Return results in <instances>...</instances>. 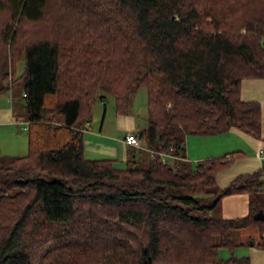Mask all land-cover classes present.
Returning a JSON list of instances; mask_svg holds the SVG:
<instances>
[{"label":"trees","instance_id":"trees-1","mask_svg":"<svg viewBox=\"0 0 264 264\" xmlns=\"http://www.w3.org/2000/svg\"><path fill=\"white\" fill-rule=\"evenodd\" d=\"M21 62L29 152L0 155V264H250L219 251L264 227L262 171L221 188L235 154L194 166L186 138L261 135L260 104L240 93L264 79V0H0V95ZM141 88L143 148L123 167L87 159L94 106L128 114ZM236 192L248 217L209 215Z\"/></svg>","mask_w":264,"mask_h":264},{"label":"crops","instance_id":"crops-1","mask_svg":"<svg viewBox=\"0 0 264 264\" xmlns=\"http://www.w3.org/2000/svg\"><path fill=\"white\" fill-rule=\"evenodd\" d=\"M240 97L246 101H255L260 104L261 110V135L256 138L246 132L241 131L238 128H232L229 132L209 135V136H196L189 135L186 138V155L187 158L192 160H204L224 158L225 156H231L235 154L234 158L221 165L216 172L215 179L216 183L221 188H226L233 183V180L238 177H247V175L261 172L264 174V154L260 153L264 151V79H251L245 78L242 81ZM110 97L104 99L103 102H98L92 110V120L89 122L87 127L84 129V144H85V157L87 159H112L116 161L115 165L123 167L126 165L130 151L134 146H130L125 142L126 137L132 132L140 133L144 131L146 120H139L138 109H131L128 114L116 113L115 101L113 104H108ZM100 104V105H99ZM101 107L99 110L98 108ZM19 121H10L12 126H15ZM10 125V126H11ZM18 126V125H17ZM27 130V128H25ZM19 134L11 131H0V138L14 136L19 137ZM216 136L215 142L212 145H208V152L202 151L197 152L193 148L196 146V139L192 141L190 137L203 138ZM209 140V139H208ZM199 141V140H198ZM211 142V141H210ZM209 142V143H210ZM194 144V146H192ZM202 141H199L198 150L203 148ZM211 147V148H210ZM194 158V159H193ZM260 199L264 201V185L261 187ZM251 197L249 192H236L231 195L224 196L217 210L219 213L215 218L220 219H239L248 217L251 210ZM261 205V204H260ZM261 206L255 207L256 214L264 209ZM255 214V215H256ZM263 226L260 224H254L249 226L246 231L241 229L239 235L243 238L244 233L249 234V238H253L256 232L260 238L264 235ZM256 228V230H255ZM256 244V240L253 245ZM237 246H246L244 242H241ZM236 247L232 249L221 248L219 253L222 258H230L231 256L237 257H248L250 264H264V247H252L247 251L246 255H238L234 253ZM238 247V248H240ZM228 250V251H227ZM228 253V255L226 253Z\"/></svg>","mask_w":264,"mask_h":264},{"label":"rangeland","instance_id":"rangeland-1","mask_svg":"<svg viewBox=\"0 0 264 264\" xmlns=\"http://www.w3.org/2000/svg\"><path fill=\"white\" fill-rule=\"evenodd\" d=\"M24 72V63H18L16 67V81L13 79L11 80V86L9 92H3L2 95H0V131H11L15 132L16 134H19V137L9 136L0 138V155H8V156H23L28 154L29 152V146H28V132L25 128H28L27 123V107L25 103V89H24V80L19 79L23 75ZM18 78V79H17ZM13 81V82H12ZM134 105L133 109H138V114L140 116L139 120L145 121L148 114H147V89L141 88L134 96ZM108 104H113L112 98L109 99ZM100 105V104H99ZM99 110L101 107L98 108ZM19 121V123L15 126H12L10 124V121ZM11 125V126H10ZM192 141L196 139L197 143L196 146L193 148L197 152L202 151L205 153L208 152V145H212V142H215L217 139L216 136L207 138H196V137H190V140ZM209 139V140H208ZM202 141L203 148L198 150L199 141ZM211 141V142H210ZM210 142V143H209ZM194 146V144L192 145ZM211 148V147H210ZM194 159V158H193ZM200 162V160H192L193 165H197ZM143 165H147L146 157L142 160ZM260 195V194H259ZM261 196V195H260ZM219 207H215L209 211V215L212 217H216L219 211L217 210ZM249 228V227H248ZM248 228L244 229L243 231H246ZM263 228V227H262ZM256 230V228H255ZM241 230H234L232 234V239L235 240L238 244L241 242H244L246 246H237L236 251L234 253L242 256L246 255L247 251H249L253 246L256 248L264 247V235L262 238L258 236V234L255 232L253 238H249V234L246 232H243V238L240 237L239 233ZM264 233V228H263ZM256 240V244L253 245V242ZM240 247V248H238ZM228 251V250H227ZM226 253V252H225ZM228 255V253H226ZM247 256V255H246Z\"/></svg>","mask_w":264,"mask_h":264},{"label":"built area","instance_id":"built-area-1","mask_svg":"<svg viewBox=\"0 0 264 264\" xmlns=\"http://www.w3.org/2000/svg\"><path fill=\"white\" fill-rule=\"evenodd\" d=\"M125 142H126L128 145H130L131 147L134 146V147H136V148H140V149L143 148V147H142V142H140L139 136H138V134L135 133V132H132L131 134H129V135L126 137ZM151 153L153 154V156L155 155V152L151 151ZM260 153L264 154V151L261 150ZM162 156H164L163 159H164V161H165L166 156H165V155H162ZM228 160H230V159H228ZM261 178H262V180H264V174L262 175Z\"/></svg>","mask_w":264,"mask_h":264},{"label":"water","instance_id":"water-1","mask_svg":"<svg viewBox=\"0 0 264 264\" xmlns=\"http://www.w3.org/2000/svg\"><path fill=\"white\" fill-rule=\"evenodd\" d=\"M142 135H143V132L140 133V136H142ZM255 218H256L257 220H262V219H264V210H263V209L260 210V211L255 215Z\"/></svg>","mask_w":264,"mask_h":264}]
</instances>
